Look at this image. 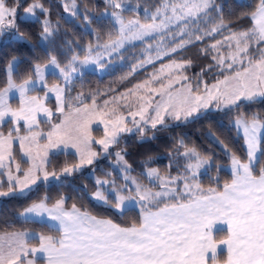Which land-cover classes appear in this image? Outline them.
Listing matches in <instances>:
<instances>
[{
    "label": "snow or ice",
    "instance_id": "1",
    "mask_svg": "<svg viewBox=\"0 0 264 264\" xmlns=\"http://www.w3.org/2000/svg\"><path fill=\"white\" fill-rule=\"evenodd\" d=\"M105 2L112 11L106 10L104 15L111 18L115 34L110 32L104 43H99L97 37L95 44L90 42L84 47L82 57L73 54L64 65L56 55H50L47 63L35 64L32 75L19 84L12 75L14 62L7 65L6 86L0 88V125L7 123L11 127L7 134L0 131V176H7L8 189L0 190V197L26 196L40 184L50 185L62 176L79 172L83 166L93 164V158L99 155L92 150L93 143L101 145L107 153L110 146L119 143L121 133L133 131L127 126V117L119 112V104L137 96L135 91L104 100L102 107L97 106V95L102 93L91 94V104L85 103L84 94L80 93L73 99L81 106L68 102L65 111L62 86L71 85L74 75L89 65L105 70L110 63L105 58L120 53L133 42L146 44L142 50L144 59L133 65L134 72L194 41L224 29L229 32L223 41L217 40L201 50L205 54L215 52L212 59L226 73L211 86L204 84L202 94L199 84L195 88L191 84L174 87L188 81L180 70L191 66L190 60L173 59L170 64L161 65L149 80L135 86L145 94L137 97L136 110H129L127 115L142 138L149 124L152 129L164 125L165 116L186 121L213 102L217 108L238 107L240 102L264 99V0H259L255 10L248 14L252 26L238 31L228 28L223 17L212 20L211 11L220 8L216 0H159L154 8H143V17L140 5L133 7L129 0ZM24 4L25 0H12L11 5L8 0H0V34L17 27L21 7L26 16L35 17L37 9L45 15L49 12L39 0L26 7ZM63 9L71 17L79 15L76 0L71 3L65 0ZM125 12L134 15L125 19ZM83 19L91 23L87 14ZM202 23L209 26L202 27ZM40 35L43 42L53 37L50 20L42 21ZM221 45H226L227 54L220 51ZM48 75L62 83L49 86ZM153 82L159 87H153ZM37 87L44 90L43 96L30 95ZM49 93L55 94L56 110L63 114V120L51 124V130L44 132L41 124L51 123L53 115L44 104ZM17 94L19 104L13 108L9 101ZM112 104L116 106L110 107ZM95 121L104 126L101 139L92 136L90 126ZM235 126L243 131L247 159L241 160L224 145L231 179L225 180L222 187L218 175L214 178L215 187H204L200 177L213 167L219 174L223 166L215 165L211 157L203 156L195 147L188 148L182 140L180 146L185 150L178 153L185 158L182 171L172 176L149 168L144 174L148 184L128 175L131 166L121 152H116L117 161L123 162L121 170L126 173L123 177L126 183L117 185L114 180L97 179L92 197L121 215L138 209L137 219L129 226H121L110 218L94 216L75 203L66 207L64 195L54 202L44 195L24 208L19 217L25 223L39 224L57 234L29 230L0 234V264H264V162L258 156L264 119L256 114L250 118L240 115ZM213 139L223 144L215 136ZM16 143L21 160L29 165L23 171L13 151ZM70 148L75 149L79 162L63 167L60 172H49L50 150ZM217 231L224 233L223 238H217Z\"/></svg>",
    "mask_w": 264,
    "mask_h": 264
},
{
    "label": "trees",
    "instance_id": "2",
    "mask_svg": "<svg viewBox=\"0 0 264 264\" xmlns=\"http://www.w3.org/2000/svg\"><path fill=\"white\" fill-rule=\"evenodd\" d=\"M61 1L39 0L49 12L45 15L38 11L39 19L36 20H20L23 7L18 9L17 27L7 35L4 34V39L0 42V88L6 86L7 65L15 58H18L19 62L12 75L14 81L19 84L32 75L35 64L40 63L43 65L47 63L50 55H56L61 65H64L73 54H79L82 57L84 47L90 42L95 44L97 37H99V43L102 44L108 39L110 32L113 35L115 34L111 19L103 17L104 12L110 9V6L102 0H76L81 14L71 20H67L61 15ZM8 2L11 5L12 0H8ZM32 2L33 0H25L24 6L26 7L28 3ZM129 2L133 7L137 4L140 5V15L143 17V8L152 9L159 3V0H129ZM216 3L220 5V8L218 10L214 8L211 11L212 20L218 21L223 17L228 28L238 31L252 26L253 22L248 14L255 10L259 0H216ZM86 9L88 10L87 13ZM85 14L90 17L91 23L83 19ZM124 14L126 18H132L134 15L132 12H125ZM45 19L50 20L54 26V35L46 44L42 45L40 34L42 32V21ZM201 26L206 27L209 25L202 23ZM14 34L23 37V39L14 40L12 37ZM227 35H229V32L224 29L221 33L206 36L202 40L194 41L175 54L138 72H133L131 69L138 60L144 59L142 50L145 45L143 43L129 47L117 56L123 57L122 59L125 60L124 65L113 66L103 75L85 72L77 76L72 81L71 88L66 93V98L69 100V97L75 98L80 93L85 95L104 89L109 90V93L107 91L103 97L104 99L122 93L145 82L161 65L170 63L173 59L178 62L188 60L192 62L191 66L186 67L185 75L193 86L199 84L201 92H203L204 84L211 86L217 79H223V75L226 73H222L220 67L216 66V62L212 59V56L216 55L215 52L210 51L205 54L201 50L208 48L217 40L222 41ZM67 42H70V44ZM69 48L72 50L69 51ZM221 50H225V48H221ZM58 81L57 78L48 77V83L50 84ZM74 104L77 105L76 102ZM253 114L264 119V99L251 103L242 102L238 107L236 106L228 111L202 112L195 118L184 122L174 123L168 121L164 126H159L156 130H150L148 131L150 133L143 134V138L139 133L121 140L118 147L125 150V160L131 166L130 173L141 183L148 184L149 182L144 174L149 168L158 169L161 175L176 176L182 171L185 158L178 155V153L185 150L180 146L182 140L188 148L195 147L203 156L211 157L215 165L223 166L219 174L213 167L200 177L204 187H215L214 178L218 175L222 187L225 180L231 179V174L228 171L230 166L229 155L224 145H227V148L236 153L241 160L247 159L243 139L236 132L232 122L240 115L250 118ZM7 128L8 124L2 128L4 133L8 131ZM213 136L223 141V144L217 143ZM15 156L16 158L20 157L17 150ZM111 157L113 158V156ZM260 160L264 162V135L261 142ZM49 161L47 170L49 172L53 170L59 172L65 166L76 164L77 157L70 153H59L51 156ZM106 165L110 167V165ZM102 174L105 175L106 173L102 172ZM119 183H121L120 180ZM96 189L97 186L94 181L84 173H80L48 186L40 185L25 197L3 200L0 204V234L29 230L56 235L57 233L54 231L50 232L47 228H41L39 224L25 223L18 217L24 208L44 195L50 197V202H54L60 195H64L67 198L66 207L70 208L75 203L82 210H87L97 217L110 218L114 223L121 226H129L134 219H137V209L128 212L126 215H121L109 206L104 207L95 204L89 195L94 193ZM216 235L219 239L223 238L224 233L219 232ZM221 255L223 256V254Z\"/></svg>",
    "mask_w": 264,
    "mask_h": 264
},
{
    "label": "rangeland",
    "instance_id": "3",
    "mask_svg": "<svg viewBox=\"0 0 264 264\" xmlns=\"http://www.w3.org/2000/svg\"><path fill=\"white\" fill-rule=\"evenodd\" d=\"M64 2H65V0H62V1H61V6H62V13H61V15H62L64 18H66L67 20L74 19L75 17H71V16H69L68 13H65V12H64V9H63V3H64ZM67 2L71 3V0H69V1H67ZM102 2L106 3L105 0H102ZM76 3H77V1H76ZM77 5H78V3H77ZM78 10H79V14H81V11H80V9H79V6H78ZM38 11H40V10H39V9L36 10V16H35V17H32V16H26V15L24 14V12H23L22 15L20 16V20L27 21V20H36V19H39V18H38ZM107 11H108V12H111V11H112L111 7H110V9H107ZM40 12H41V11H40ZM105 12H106V11H105ZM105 12H104V13H105ZM124 16H125V19H129V18H126V15H125V14H124ZM103 17L111 19L109 16L104 15V14H103ZM11 30H12V29L5 30L3 34H0V42L2 41V39H4V34L7 35V33H9ZM12 37H13L14 40H16V39H17V40H20V39H21V38H20L21 36H19V35H17V34H14ZM22 39H23V38H22ZM177 39H179V38H177ZM222 41H223V40H222ZM46 43H47V42H43V41H41V44H42V45H43V44H46ZM143 43H144V45L146 46L145 42H140V41H136V42H133L132 44L126 45L125 49L121 50L120 53H114V54L112 55L111 58H108V57L105 58L106 61L110 59V63H108V65H107V67H106L105 70L101 71V70L97 69L94 65H89V66H87L86 68L82 69V71H81L80 73L75 74L74 77H73V80H74L77 76H79V75H81V74H83V73H85V72H92V73H96V74H99V75H103L104 73L107 72L108 69L112 68L113 66L116 67L117 65H124L125 60L122 59L121 56H120V57H117V56H119L124 50L128 49L129 47H132V46H135V45H138V44H143ZM187 46H188V45H187ZM187 46H186V47H187ZM221 48H225V50L228 51L226 45H221V46H220V49H221ZM183 49H184V48H183ZM225 50H221V51H225ZM178 51H179V50H178ZM227 51H225V52H223V53H224V54H227ZM173 54H175V53H173ZM173 54H171V55H173ZM116 57H117V58H116ZM166 57H169V56H164L162 59L155 60L152 64H154V63H156V62H158V61H160V60H163V59L166 58ZM114 58H115V59H114ZM112 59H113L114 62L112 61ZM11 62H14V68H13V72H14L15 69H16V66H17V64H18V62H19V59H18V58H15V59H13ZM129 62H131V60H129ZM170 63H171V62H170ZM170 63H167V64H170ZM152 64H146V65H144V66L141 67V68H137L134 72L141 71L142 69H144V68H146V67H148V66H150V65H152ZM167 64H165V65H167ZM186 67H187V66H186ZM186 67H185V69H186ZM159 69H160V68H159ZM159 69H158V70H159ZM185 69L180 70V72H181L182 75H185V74H186V73H185ZM158 70H155L153 73L157 72ZM153 73H152V74H153ZM152 74H151V75H152ZM50 76H51V75H48V76H47V81H48V77H50ZM185 76H186V75H185ZM52 77H53V76H52ZM150 77H151V76H150ZM150 77H149V79H150ZM54 78H56V77H54ZM149 79H148V80H149ZM146 81H147V80H146ZM164 82L167 83L166 80H165ZM54 83H62V82H61V81H58V82H54ZM48 84H49V86H51L53 83H52V84L48 83ZM141 84H142V83H141ZM182 84H191V82H190V81H181L180 84H175L174 87H175V88H181V85H182ZM191 85H192V84H191ZM196 85H197V84H196ZM62 86L65 87V93H64V99H65V111H67V104H68V102H72L73 104L76 102V103H77L76 106H81V105H79V102H77V101H75V100L73 99V97H69V100H67V98H66V93H67L68 89L71 88V85H62ZM152 86H153V87H159V84L156 83V82H153ZM192 86H193V85H192ZM195 87H196V86H193V88H195ZM130 90L135 91V92L137 93V96L129 97L127 101H124V100L120 101V104H119V112H121L122 114H124V115L127 117V120L129 121L128 124H127V126H128L129 128H133V131H132V132H124V133H121V134H120V137H119V143H120L121 140H123V139H127V138H129V137H131V136H133V135H136V134H139V133H140V132H138V131L134 128V126H133L132 123L130 122L132 118H131L130 116H128L127 113H128L129 110H136V107H137V105H136V99H137V97H138L139 95H144L145 92H144L143 89L137 90L135 87H133V88L130 89ZM107 91H108V93H109V90H108V89H104L103 91H95V92L87 93V94L84 95V102H85V103H88V104H91V94H101V93H102V95H97V106H98V107H102V106H103V102H104V100H110V99H111L112 97H114V96H115V97H119L121 94H125V95H126V94L128 93L129 90L124 91V92H122V93H118V94H114V95L108 96L107 98L104 99L103 97L106 95ZM202 93H203V92H201V94H202ZM30 95H40V96H43V95H44V90H43L42 88H40V87H37L36 91L30 93ZM76 96H77V95H76ZM156 99H159V97L157 96ZM9 102L11 103V105H12L13 108L18 107V104H19L18 94L15 95V96H13L12 99H11ZM50 102H51V103H50ZM125 103L128 104V107H125V106H124ZM44 104H45V106H46L47 108H49V109L52 111V113H53V115H52V117H51V123H49V124H44V123H42V124H41V129H42L44 132H47V131H50V130H51V124H57V123H60V122L63 120V114L60 113V112H58V111L56 110V109H57V100H56V96H55L54 93H49L48 98L44 100ZM74 105H75V104H74ZM114 106H116V105H114V104L110 105V107H114ZM234 107H236V106H232V107H224V106L222 105L220 108H217V107H215V102H213L212 104L209 105L208 108H206V109H201L198 113H195V114L193 115V117H190L189 119H193V118H195L196 116H198V115H199L200 113H202V112H206V111H218V110H220V109H225L226 111H228V110L233 109ZM41 119H46V117H41ZM137 119H138V117H137ZM189 119H188V120H189ZM168 121H172V122H174V123H178L179 121H183V122H184L185 120H183V119H181V120H175V119H173V118L170 117V116H165V124H166ZM172 122H171V123H172ZM234 122H235V120L232 122V125L235 127ZM22 123H23V122H21V124H22ZM171 123H169V124H171ZM165 124H164V125H165ZM6 125H7V123L4 124V125H0V131H3L2 128H3L4 126H6ZM164 125H159V124H158L157 127H156L155 129H152V128H151V125L149 124V125L147 126V128H146L144 134H145V133H146V134H147V133H150V132H148V131H150V130H156L159 126H164ZM10 127H11V124H8V128H7V129H9ZM90 127H91L92 136H93L94 139H101V138H103V135H104V126H103V124H100L99 121H95V122H93V123L91 124ZM3 132H4V131H3ZM5 134H7V132H6ZM21 134H24V129H23V127H21ZM140 134H141V133H140ZM152 135H153V134H152ZM238 135H239V134H238ZM42 142H43V141H42ZM119 143L110 146V148H109V150H108L107 153H104V152H103V148H102L101 145H98V144L93 143L92 146H91V147H92V150L95 151V152H97V153H99L98 156H96V157L93 158V164L83 166L82 169H81L79 172H75V173H73V174L70 175V176H73V175H76V174H80V173H84L87 177L91 178V179L94 181L95 184H96V180H97V179H100V180H109V181L114 180V181L116 182L117 185H122V184L126 183V181H124V179H123V177H124V175H125L126 173L123 172V171L121 170L123 162H118V161H117V158H116V155H115L116 152H121V154L124 156V160H125V150H124V148H120V147H118V144H119ZM16 150L19 152V156H20L19 158H16V159H17V162H20V163H21V169H22V171H23V170H25L29 165L26 164V163H24V162L21 160V153H20V148H19V144H18V143H16V144L14 145V149H13L14 154H15ZM59 153H70V154H74V153H75V149H71V148H70V149H68L67 151H64V150H61V149H51L50 152H49L48 159H50L51 156L56 155V154H59ZM74 155H75V154H74ZM75 156L77 157V163H78V162H79V157H78L77 155H75ZM111 156H113V158H112ZM125 161H126V160H125ZM106 164L110 165L111 168H110V167H107ZM127 164H128V163H127ZM128 165H129V164H128ZM175 166H178V165H175ZM12 167H13V174L15 175V174H16V173H15V165L13 164ZM22 171H21V173H20L21 175H22ZM59 172H60V171H59ZM102 172H104V173H106V174L103 175ZM146 172H147V171H146ZM206 172H207V171H206ZM127 174L130 175V176H132V177H134V176L130 173V169H129V171H128ZM145 174H146V173H145ZM70 176H62L60 181H63V180H65L66 178H68V177H70ZM135 178H136V177H135ZM136 179H137V178H136ZM119 180L121 181V183H119ZM137 180H138V179H137ZM0 181H3V188L0 189V190L7 191V189H8L7 176H6V175L0 176ZM56 182H59V181H52L51 184L56 183ZM128 183H130V182H128ZM40 185H44V184H40ZM40 185H39V186H40ZM46 186H48V185H46ZM96 186H97V185H96ZM105 187H108V185H105ZM181 187H182V182H181ZM36 189H37V187H34V190H36ZM96 190H97V189H96ZM96 190H95V191H96ZM28 194H29V193H28ZM28 194H27V195H28ZM89 196H90V199H91L95 204H97V205H101V206H104V207H108V205H104V204L100 203L99 201H96L95 199H93L92 194H90ZM20 197H25V196H20ZM11 198H14V197H0V204H1V202H2L3 200L11 199ZM110 208H111V207H110ZM114 210H115V209H114ZM137 210H138V209H137ZM115 212L118 213L116 210H115ZM118 214H120V213H118ZM18 217H19V216H18ZM19 218H20V217H19ZM20 219L22 220V218H20ZM9 233H10V232H9ZM218 233H219V232H218ZM218 233H217V234H218ZM222 254L225 255L224 253H222Z\"/></svg>",
    "mask_w": 264,
    "mask_h": 264
},
{
    "label": "crops",
    "instance_id": "4",
    "mask_svg": "<svg viewBox=\"0 0 264 264\" xmlns=\"http://www.w3.org/2000/svg\"><path fill=\"white\" fill-rule=\"evenodd\" d=\"M258 100H261V99H258ZM240 103H242V102H240ZM239 103V104H240ZM244 103V102H243ZM220 111H226L225 109H220ZM234 125H235V122H234ZM235 129H236V132L242 137V139H243V142H244V148H245V151H246V153H247V146H246V144H245V140H244V135H243V131H242V129H240V130H238L237 128H236V126H235ZM263 135H264V132H262V138H263ZM258 156L260 157V153H258ZM228 171H229V173H230V166H229V168H228ZM205 173V172H204ZM231 174V173H230ZM218 228H219V226H218ZM219 231H217L216 232V234L218 233ZM222 254V253H221ZM225 255H226V252L224 253Z\"/></svg>",
    "mask_w": 264,
    "mask_h": 264
}]
</instances>
